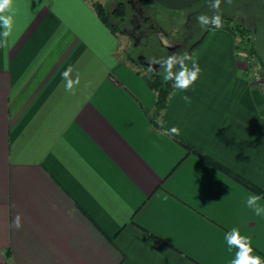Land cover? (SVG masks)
<instances>
[{
  "label": "crops",
  "instance_id": "1",
  "mask_svg": "<svg viewBox=\"0 0 264 264\" xmlns=\"http://www.w3.org/2000/svg\"><path fill=\"white\" fill-rule=\"evenodd\" d=\"M149 1L181 13L201 0ZM14 8L0 47V264H230L232 228L264 258V216L245 203L264 204V100L233 30L208 27L187 52L199 78L153 118L149 72L116 54L89 0Z\"/></svg>",
  "mask_w": 264,
  "mask_h": 264
},
{
  "label": "clouds",
  "instance_id": "2",
  "mask_svg": "<svg viewBox=\"0 0 264 264\" xmlns=\"http://www.w3.org/2000/svg\"><path fill=\"white\" fill-rule=\"evenodd\" d=\"M221 0H214L212 8L219 9ZM15 14L14 0H0V28H3V32H0V47L7 48L9 46V37L13 35L14 21L13 16ZM197 22L201 27H207L208 25H214L217 28L222 27L221 18L219 15L209 17L207 14H202L197 17ZM190 61V65L186 63ZM149 71H156V74L161 75L164 82L172 81L173 86L181 91L186 92L197 81L202 71L198 62V58L187 55L186 53H177L168 56L167 58H151ZM155 65H159L162 72L155 69ZM73 71L72 66H69L63 73L65 80V90L72 93H76L77 86L80 83L79 77L75 80L71 78ZM182 99L191 103V98L187 95ZM159 122V121H158ZM181 133V129L178 126H172L165 133L166 135L178 136ZM262 197L257 194H250L246 199V206L257 216H264V204H261ZM11 228L19 229L22 227L21 216L17 215L10 225ZM225 241L227 243L229 251L236 249L234 258L230 264H264V258L254 255V249L251 246V242L246 236L241 235L238 228H232L225 234Z\"/></svg>",
  "mask_w": 264,
  "mask_h": 264
},
{
  "label": "rangeland",
  "instance_id": "3",
  "mask_svg": "<svg viewBox=\"0 0 264 264\" xmlns=\"http://www.w3.org/2000/svg\"><path fill=\"white\" fill-rule=\"evenodd\" d=\"M100 1L103 2L106 11L108 13H111V9L113 8L115 0ZM141 2L147 3L149 5L148 13L150 14V19L152 21L153 26H160L168 32L171 31L173 33H177L176 30L180 28V22L183 20L185 12L176 13L177 11H168V9L156 3H152L149 0H141ZM125 9L126 13L124 15V18L122 19H117V15L108 16L110 17V20L111 18H113L115 21H117L118 28L116 29V37L118 43L116 45V54L121 58H128L132 61H135V59L129 54L133 52L134 49L140 51V56L142 55V53H144L145 56L149 57L150 59L156 58L154 53L165 54L166 50L164 45L160 43L158 36L151 32L152 30L148 31L147 38L144 43H142L141 40L140 42L137 41L138 43H136V45H133L131 43V37H129V35H127V31H125V29H129L131 26V22L129 21V16L131 15L129 3H125ZM231 12L235 19L242 20L244 24L249 25V30L253 34L252 26L253 21L258 17L257 11H254L252 8L245 9L242 6H238ZM143 69L149 72L146 68ZM157 71L162 72L163 69H161L159 66Z\"/></svg>",
  "mask_w": 264,
  "mask_h": 264
},
{
  "label": "water",
  "instance_id": "4",
  "mask_svg": "<svg viewBox=\"0 0 264 264\" xmlns=\"http://www.w3.org/2000/svg\"><path fill=\"white\" fill-rule=\"evenodd\" d=\"M212 3L214 0H203L196 7L191 8L186 13V19H193L191 28L192 32L185 40L173 39L163 28L159 27L155 30L158 39L162 45L167 46L170 54L186 53L190 47L204 34V32L211 25L201 27L197 22V17L202 14H207L209 17L214 15L229 13L236 7L250 3L258 12V17L253 21V49L259 56L264 65V4L262 0H221L219 9H213Z\"/></svg>",
  "mask_w": 264,
  "mask_h": 264
},
{
  "label": "flooded vegetation",
  "instance_id": "5",
  "mask_svg": "<svg viewBox=\"0 0 264 264\" xmlns=\"http://www.w3.org/2000/svg\"><path fill=\"white\" fill-rule=\"evenodd\" d=\"M118 1L119 0H115L113 4V8L117 5ZM122 1L124 5L125 3H129L130 9H131L130 11L131 15L129 16V21L131 22V26L129 29H125V31H127V35L131 37V43L133 45H136V43L140 42V40L142 41V43H144L147 38V33L149 30H152L151 32H153L157 36V34L155 33V30L159 28L160 26H153L152 21L150 19V14L148 13L149 5L147 3L141 2V0H122ZM262 3L264 4V0H262ZM198 4L199 3L194 4L190 6L188 9H186L184 13V18L180 22V28L176 30L177 33H172L171 31L170 33L167 31V33L173 39L185 40L188 37V35L192 32L191 24H192L193 19H186V13L188 12L189 9L196 7ZM125 13H126V9L123 15H125ZM122 18H124V16L120 17V19ZM164 47H165L166 53L165 54L154 53L156 58H167L168 56L172 55L168 52L167 46L164 45ZM139 52L140 51H138L137 49H134L133 52H131L129 55H131V57L135 59V62L137 64H139L143 68H146L149 71L150 58L146 57L144 53H142V55L140 56ZM154 67L156 70H158L159 65H155Z\"/></svg>",
  "mask_w": 264,
  "mask_h": 264
},
{
  "label": "trees",
  "instance_id": "6",
  "mask_svg": "<svg viewBox=\"0 0 264 264\" xmlns=\"http://www.w3.org/2000/svg\"><path fill=\"white\" fill-rule=\"evenodd\" d=\"M201 1H199L198 3H200ZM89 2L93 6L95 12L98 14L100 19L110 28V30L113 32L116 31V29L118 28L117 21H115L113 18H111L110 20V17L108 16L117 15L118 16L117 19L123 17L124 16L123 13L125 12V5L123 1L119 0L117 2V5L111 9V13H108L106 11L102 1L89 0ZM240 6L244 7L245 9L252 8L254 11H257L250 3H244ZM218 15L221 18L222 27L233 30V32L235 31L236 28L250 32L249 25L244 24L242 20L235 19L232 12L222 13ZM250 48L251 49L253 48V44L250 45ZM142 75L144 76L147 85L155 91V101H154L152 113H153V118H156L160 114L161 108H163V106L166 103L168 94L173 87V82L172 81L164 82L162 76L156 74V71H151L147 74L143 73Z\"/></svg>",
  "mask_w": 264,
  "mask_h": 264
},
{
  "label": "built area",
  "instance_id": "7",
  "mask_svg": "<svg viewBox=\"0 0 264 264\" xmlns=\"http://www.w3.org/2000/svg\"><path fill=\"white\" fill-rule=\"evenodd\" d=\"M235 48L238 56L244 61L248 71V80L260 90L264 100V65L255 50L250 48L253 34L236 28Z\"/></svg>",
  "mask_w": 264,
  "mask_h": 264
}]
</instances>
